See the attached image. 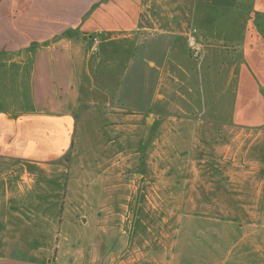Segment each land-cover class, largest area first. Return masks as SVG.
<instances>
[{
	"label": "crops",
	"instance_id": "0c3cea01",
	"mask_svg": "<svg viewBox=\"0 0 264 264\" xmlns=\"http://www.w3.org/2000/svg\"><path fill=\"white\" fill-rule=\"evenodd\" d=\"M193 28L203 46L197 81L186 65L191 58L186 36ZM98 30L99 51L124 39L133 45L128 58L134 57V67L157 75L152 84L148 79L144 83L153 92L141 112L148 120L165 123L136 125L142 133H155L143 142L148 150L143 158L150 157L151 165L161 161L168 178L162 197L152 186L154 195L165 208L174 207L168 212L184 213L190 206L191 213H216L224 223L242 214L255 234L246 253L264 264V238L258 233L264 229V0H0L4 210H41L36 203L42 191L32 185L45 187L43 176L69 174L77 112L87 93L88 46ZM111 77H99L100 85L112 83L110 101L119 102L121 88ZM96 92L109 97L103 90ZM203 101L211 103L209 118L200 121L203 125L193 124L187 112L208 113L198 107ZM174 111L186 123L173 124ZM114 113L118 121H110L112 129L134 128L133 117L123 116L121 104ZM226 138L231 139L223 150ZM60 213L58 209V227ZM0 264L40 263L2 256Z\"/></svg>",
	"mask_w": 264,
	"mask_h": 264
},
{
	"label": "rangeland",
	"instance_id": "374dc122",
	"mask_svg": "<svg viewBox=\"0 0 264 264\" xmlns=\"http://www.w3.org/2000/svg\"><path fill=\"white\" fill-rule=\"evenodd\" d=\"M100 38L101 35L99 42ZM107 44L100 51L99 44L96 54L89 53L87 93L77 112L74 143L68 154L69 174L43 176L45 187L32 185L36 192L42 191L36 203L42 209L6 212L0 177V257L40 264H256L250 259L253 255L246 253L255 234L246 226L242 214L235 213L224 223L219 214H194L190 206L185 207L184 213L168 212L174 207L165 208L161 198L154 195L152 186L162 197V183H169L165 181L168 178L163 175L161 161L156 159L158 164L151 165L150 157L143 158L148 151L143 142L155 133H142L136 125L165 123L153 121L152 117L148 120V114L141 112L150 103L151 84L157 75L144 71L147 68L134 67V57L129 61L131 43L120 39ZM197 64L198 61L187 59L188 71L196 81L200 70ZM111 75L121 88L120 103L110 101L109 94L115 88L112 83L100 85L99 77L112 81ZM146 79L149 86L144 84ZM96 89L109 97H100ZM119 104L125 112L123 116L133 117L134 128H111L110 121H118L114 110ZM200 105L208 113L187 112L193 124L201 125V120L209 118L211 103L203 101ZM171 120L175 125L186 123L175 111ZM229 140H224L223 150ZM259 145L258 141L251 150ZM237 146L238 141L231 145L230 156ZM207 152L211 154V148ZM22 203L19 204L36 207ZM58 209L62 212L59 227ZM258 230L264 238V229ZM262 249L261 254L264 246Z\"/></svg>",
	"mask_w": 264,
	"mask_h": 264
},
{
	"label": "built area",
	"instance_id": "2783aa9c",
	"mask_svg": "<svg viewBox=\"0 0 264 264\" xmlns=\"http://www.w3.org/2000/svg\"><path fill=\"white\" fill-rule=\"evenodd\" d=\"M102 34L101 30H98L94 36L90 37V47L89 53L94 55L98 52L99 46V36ZM198 30L193 28L186 36V43L190 52V56L192 59L200 62L203 57V46L199 42L198 38Z\"/></svg>",
	"mask_w": 264,
	"mask_h": 264
}]
</instances>
